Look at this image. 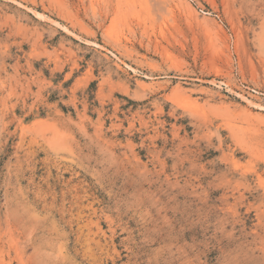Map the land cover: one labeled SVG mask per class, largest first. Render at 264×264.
I'll return each instance as SVG.
<instances>
[{"label":"rangeland","instance_id":"1","mask_svg":"<svg viewBox=\"0 0 264 264\" xmlns=\"http://www.w3.org/2000/svg\"><path fill=\"white\" fill-rule=\"evenodd\" d=\"M0 264H264V0H0Z\"/></svg>","mask_w":264,"mask_h":264}]
</instances>
